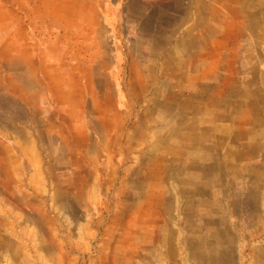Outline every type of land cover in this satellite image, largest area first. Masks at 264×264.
<instances>
[{
    "label": "rangeland",
    "instance_id": "rangeland-1",
    "mask_svg": "<svg viewBox=\"0 0 264 264\" xmlns=\"http://www.w3.org/2000/svg\"><path fill=\"white\" fill-rule=\"evenodd\" d=\"M55 7L0 53V264H264V0Z\"/></svg>",
    "mask_w": 264,
    "mask_h": 264
},
{
    "label": "crops",
    "instance_id": "crops-1",
    "mask_svg": "<svg viewBox=\"0 0 264 264\" xmlns=\"http://www.w3.org/2000/svg\"><path fill=\"white\" fill-rule=\"evenodd\" d=\"M239 6H242L245 3V0H235ZM58 2L60 4H71L74 0H0V53L4 55H9V58L13 56V58L19 57L20 49L27 51V54L33 55L31 47L28 46L29 34L27 32V25L30 21L38 20L37 14L35 11L37 8L46 7V5H52L55 7ZM56 7L53 9L52 13L56 14ZM61 13H67V11H62ZM48 14V13H43ZM51 14V13H50ZM53 21L54 18H48L47 21ZM63 26H66L63 25ZM200 43L201 37H197V39L192 40V42ZM190 49V44L185 46V50ZM7 62V59L3 61ZM46 64V63H45ZM48 65V64H46ZM50 66V64H49ZM182 66L179 68V72L177 74V84L179 85V78L183 76ZM226 100L227 105L226 112H231L233 109H238L242 107V103L245 98L249 95L248 93H243L241 95H231L226 92ZM239 96V97H238ZM177 98H173V104H167L166 102L163 104V113H168L172 108L178 109L176 114V120L179 121L176 132H173L177 142L179 143V147L175 150L169 149L171 155H173V159H179V154H191V150L199 147L202 141V135L198 133L196 129L193 128H185L182 126V116L186 107V104L176 103ZM236 107L234 108V103ZM178 107V108H177ZM250 119H247V123L255 126L260 123L257 119L256 108L250 103L249 105ZM227 116V114L225 115ZM218 116H215L216 119ZM196 118V117H195ZM196 125H198L199 121L197 118L195 119ZM169 148V147H168ZM247 153L244 156L250 155L252 153V148H247ZM241 159V155H237Z\"/></svg>",
    "mask_w": 264,
    "mask_h": 264
}]
</instances>
